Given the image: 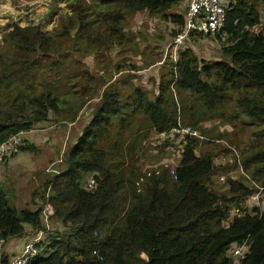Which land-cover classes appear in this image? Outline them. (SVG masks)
Instances as JSON below:
<instances>
[{
    "label": "trees",
    "instance_id": "trees-1",
    "mask_svg": "<svg viewBox=\"0 0 264 264\" xmlns=\"http://www.w3.org/2000/svg\"><path fill=\"white\" fill-rule=\"evenodd\" d=\"M100 1L122 4L132 12L168 15L181 31L185 23L184 16L170 13L180 0ZM227 5L225 36H217L225 38L222 51L227 60L209 63L189 50L181 52L171 81L160 86L154 100L140 90L125 99L117 91L103 92L92 120L66 151L63 169L38 196L69 231L41 239L35 245L38 255L27 264H236L229 249L244 242L248 250L241 264H264V210L241 217L233 211L243 210L254 182L264 187V34L253 30L262 22L258 5L264 7V0H229ZM108 16L120 19L118 13ZM55 46L53 31L37 25H14L5 34L0 48V143L48 122L51 113L58 116L68 110L67 96L62 102L56 93L79 94L56 74L50 78L58 65L52 59ZM171 83L184 96L179 104L171 95ZM232 108L236 115L231 116L240 113L255 126V141L240 157L246 177L234 179L228 169L224 192L211 188L213 172L222 167L216 165L212 149L201 151L203 139L188 137L175 163L177 177L171 175L174 181L161 172L147 178L140 189L133 165L124 163L127 155L119 149L123 146L108 144L111 139L121 142L125 125L137 114L156 133L180 123L211 135L204 141L211 144L218 137L216 128L204 129L200 123L224 119ZM33 150L31 145L19 148ZM91 177L96 187L89 190ZM42 211L13 207L0 187V242L23 237L27 226L36 238L44 232ZM0 252V264H10L12 258Z\"/></svg>",
    "mask_w": 264,
    "mask_h": 264
},
{
    "label": "rangeland",
    "instance_id": "rangeland-1",
    "mask_svg": "<svg viewBox=\"0 0 264 264\" xmlns=\"http://www.w3.org/2000/svg\"><path fill=\"white\" fill-rule=\"evenodd\" d=\"M189 4L190 0H180L170 13L185 16ZM79 6L81 9H77ZM258 8L262 22L253 30L264 34V7L258 5ZM109 13L120 14V19L112 20ZM14 25H37L43 31H53L56 46L52 59L58 65L55 66L56 71L53 69L50 73V78L56 74L69 89L79 93H56L60 101H68V110L58 116L51 113L48 122L37 125L30 132L35 140L31 138L25 145L33 146V151L20 153L18 149L0 164V187L13 207L19 210L42 207L47 210L42 239H48L49 236L67 233L69 228L53 216L47 201L38 196L43 193L46 182L63 169L66 151L78 141L92 120L103 92L117 91L125 99L140 90L154 100L159 95L160 86L171 81V73L176 71L181 52L189 50L199 60L209 63L227 60L222 51L225 41L218 37L193 35L174 49L170 44L180 33L181 26L168 15L147 10L132 12L122 4L102 3L100 0H0V48L4 45L5 34ZM171 86V95L179 104L184 96L176 92L172 83ZM53 90L59 92L55 87ZM76 101H79V106ZM230 114L236 115L234 108L226 112L224 119H208L200 123L204 129L216 128V134L213 133L218 134L214 142L205 144V138L212 139V136L200 130L204 136L203 141L200 140L203 142H200L201 151L212 149L216 165L222 167L212 174L211 188L217 192L226 191L230 176L228 169L232 170L234 179L246 177L231 159L237 162L235 153L242 158L255 141V126L249 119L240 113L237 117ZM70 118L74 121L70 122ZM125 126L121 142L111 139L108 144L123 146L119 149L127 155L124 163L127 167L132 164L138 174L136 183L146 170L155 168L167 172L174 181L173 172L166 168L163 159L180 160L182 139H172L179 148L162 142L140 114ZM0 246L4 252L5 244L0 243Z\"/></svg>",
    "mask_w": 264,
    "mask_h": 264
},
{
    "label": "built area",
    "instance_id": "built-area-1",
    "mask_svg": "<svg viewBox=\"0 0 264 264\" xmlns=\"http://www.w3.org/2000/svg\"><path fill=\"white\" fill-rule=\"evenodd\" d=\"M227 7V2H225L224 0H190L188 12L184 16L185 23L183 29L170 44V46H174V49H176L179 45H181L184 41H186L193 35L202 37H217L218 35L225 36L224 30ZM26 135L27 132H20L9 136L7 139L0 143V164L7 157L16 152L21 146L25 145ZM156 135H158L160 140L164 143L165 141H169V139H171L172 141V139L180 137L182 139V144L184 145V147H182L181 144L180 152H183L185 149V145L187 144V142L189 143L188 137H198L200 139L204 138L203 135H200L197 129H194L190 126H183L180 123H178L177 126L173 127L171 131L156 133ZM171 141L170 143H172ZM235 155L237 156L238 161L235 162L233 159H231V162L237 164V166L240 167L242 173L246 175V172L240 163V155L237 152L235 153ZM163 161V163L167 165L166 168H169L170 171L172 170L171 172H173V176L177 177L175 170L177 165H175V163H178L180 160L163 159ZM169 165L171 167H169ZM160 174L161 170L156 168L152 170H146L145 173H143L142 177H140L137 181V187H139L140 189L145 179L150 178L153 175ZM86 185L89 190L94 189L96 187L95 178L91 177ZM254 186L255 190L246 198V200L242 204L243 210L241 211L240 209H233L237 217H241L247 213L256 214L259 211L261 212L264 210V187L259 185L257 182H254ZM47 217V210L43 209V220L46 221ZM42 234L43 232H41V234L36 238L27 241L21 253L13 257L10 261V264H27L30 259L35 258L39 253V250L35 245L41 241ZM247 250L248 244L247 242H244L242 244L233 245L229 249L228 255L235 260L236 264H241L242 260L246 256Z\"/></svg>",
    "mask_w": 264,
    "mask_h": 264
},
{
    "label": "crops",
    "instance_id": "crops-1",
    "mask_svg": "<svg viewBox=\"0 0 264 264\" xmlns=\"http://www.w3.org/2000/svg\"><path fill=\"white\" fill-rule=\"evenodd\" d=\"M30 132H27V135L25 137V141H30L31 138L35 140V137L33 135H31L32 133H30ZM19 152L21 153V151H19ZM32 231H33V229L30 226H27L26 227V234L23 237H21V238H14V239L9 240L5 244L4 253L7 254V255L9 254L8 255L9 258L11 256H12L11 258H13V257L19 255L20 252H21V250H22V247H23L24 243L27 240L31 239L34 236V234H36V233H34ZM31 233H32V235H31ZM0 254H1V252H0Z\"/></svg>",
    "mask_w": 264,
    "mask_h": 264
}]
</instances>
